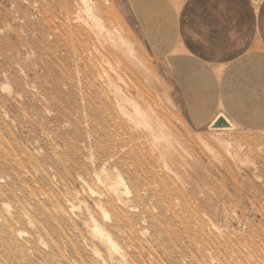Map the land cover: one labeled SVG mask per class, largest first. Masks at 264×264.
Returning <instances> with one entry per match:
<instances>
[{
	"label": "rangeland",
	"instance_id": "rangeland-1",
	"mask_svg": "<svg viewBox=\"0 0 264 264\" xmlns=\"http://www.w3.org/2000/svg\"><path fill=\"white\" fill-rule=\"evenodd\" d=\"M35 1L26 20L30 2L0 0V264H108V251L94 237L88 213L109 224L97 204L100 194H110L120 171L110 158L117 140L108 137L117 129L111 115L102 113V81L88 85L84 75L92 67L53 48L60 31L44 18L52 21L53 9L47 5L48 14L42 15ZM56 1L61 0H51ZM185 1L181 7L173 2L180 10ZM88 2L106 29L124 33L134 44L147 69L131 80L154 93L151 104L165 131L163 146L172 169L165 184H154L142 198L125 196L136 207L130 212L133 225L111 230L130 264H264V250L255 251L249 241L240 249L241 260L231 253L238 239L255 235L256 241L264 240L261 216L254 211L264 204V132L236 127L218 140L209 123L197 127L168 59L146 41L128 0ZM256 7L253 0H191L183 27L205 51L204 58L225 63L264 45L257 43ZM113 53L107 44L94 63L111 77L112 84L105 85L111 102L115 88L124 89L119 75L129 76L118 67L124 57Z\"/></svg>",
	"mask_w": 264,
	"mask_h": 264
},
{
	"label": "bare ground",
	"instance_id": "bare-ground-1",
	"mask_svg": "<svg viewBox=\"0 0 264 264\" xmlns=\"http://www.w3.org/2000/svg\"><path fill=\"white\" fill-rule=\"evenodd\" d=\"M24 1L26 3L30 2L29 4H27L28 6H26L24 9V18L26 20H29L32 16L31 0ZM88 1L90 0H61L52 3L51 0H36V4H34L37 5V7L39 8V12L42 15L48 14L47 5H49L53 9L51 13L52 21H49L46 17H44L49 24H51L52 26H56L60 31V36L55 35L57 43L53 48L60 49L62 52L65 53H70L75 61L81 62L82 65H90V67H92V69L90 71L87 70V73H85L84 75V79L87 81L88 85H92V83L100 84V82L102 81V113L106 111L108 115H111V119L112 121H114L115 128L117 129L115 135L110 134V132L108 133L109 138H116L117 140V151L110 155V158L116 163L120 171L116 176V182H111L113 183V185H109L110 194L108 196H102V194H100V202L97 204V209L102 213V216L109 224L105 226L99 224L94 219V216L90 217L89 214L91 213H88V216L89 218H91L90 227L92 228L94 237L97 238L108 251V264H114L115 260L119 261L120 264H130L127 254L120 248L112 232L113 229H119L120 227L133 225V220L130 216V212L134 211L136 207L131 205L130 202L125 199V196H133L136 199L142 198L143 192L150 191L154 184H165V177L167 176V172H171L172 169H170L166 160V155L168 151L166 150V147L163 146V138L165 131L163 125H161L158 120L159 113L152 107L151 104V101L154 97V93L151 90L150 86L144 85L141 81L136 83L135 81L131 80L132 77H136L138 80L137 75H141V73L147 72V69L142 67L143 62L137 55L134 44L123 35L124 33L121 34L120 32H117V30L111 31L109 29H106V26H104V23H102L100 15L97 14V8V13L96 11L95 13H93L95 8L90 6V3ZM173 1L177 6H180L181 3L185 0ZM57 9L61 10V14L57 12ZM85 14H88L90 17H86ZM98 27L100 29H98ZM96 28L98 30H101V28L102 30L105 29V32H97ZM107 44L114 50L113 54L115 55V57L117 55L124 57L122 61H119L118 67L122 66L125 69V74L129 75L128 79L125 80L122 78V76L119 75V79L123 81L124 89L115 88V93L117 94L115 97L116 100L112 102L110 98V91L105 88V85L110 86L109 82L111 81V77L106 70L103 72L99 67L94 66V63H96V61L100 57H102V47H106ZM110 83L112 84V82ZM86 100L87 102H90V99L88 97L86 98ZM220 119H223L227 125L224 127H215V123ZM239 125L240 124H236L234 120L232 121L223 112L222 114H220V116L216 117V119L213 120L210 126L212 129H214V131L218 132L217 134H215V137L218 140H221V138L224 137L225 134H231L236 127L240 128L241 126ZM263 132L264 131L262 130V133ZM127 138L129 139V142L127 141ZM262 140L264 141V138H262ZM104 150L108 152L109 148H105ZM259 151L261 153V150ZM252 154L253 152L250 155ZM160 162L162 165L158 164ZM104 174L107 175L106 172H104ZM106 178L108 177L106 176ZM111 179L112 177L110 178V180ZM106 181L108 180L106 179ZM85 183L86 182H84V184ZM220 186H222V184ZM88 189L90 190L91 188ZM253 191H256V189H253ZM90 193H94L93 189H91ZM245 194L246 193H244V195ZM258 194H260V192ZM262 198H260L262 200L260 201L264 203V192ZM4 207L6 208L9 214V205L4 204ZM70 207L74 208V205H71ZM254 211L255 213L261 216V224L264 227V204H262L260 208L254 206ZM66 216L69 217V215ZM242 217L243 216L241 215V218ZM26 218H28V216ZM244 219L248 218L244 216ZM223 222H225V220H223ZM86 226H88V224ZM20 234L22 235V233H19V236H21ZM249 237H244L238 240L236 239L237 241L234 242L233 245L231 243V253L236 260H241L243 253L240 249L242 246L246 247L248 245V241L251 242L255 251L264 250V240L256 241L255 235H250ZM210 243L211 242L209 241L208 244ZM74 249L75 251H78L77 246H74ZM92 252L94 253V251ZM96 253L98 255L96 257H99L102 261V255L98 251H96ZM104 262L107 261L104 260Z\"/></svg>",
	"mask_w": 264,
	"mask_h": 264
},
{
	"label": "crops",
	"instance_id": "crops-1",
	"mask_svg": "<svg viewBox=\"0 0 264 264\" xmlns=\"http://www.w3.org/2000/svg\"><path fill=\"white\" fill-rule=\"evenodd\" d=\"M190 1L180 10L173 0L128 3L146 41L159 57L168 59L181 100L197 127L211 125L224 112L242 128L264 130V45L225 63L204 58L205 51L196 47L183 27ZM253 1L259 4L257 43L264 44V0Z\"/></svg>",
	"mask_w": 264,
	"mask_h": 264
},
{
	"label": "water",
	"instance_id": "water-1",
	"mask_svg": "<svg viewBox=\"0 0 264 264\" xmlns=\"http://www.w3.org/2000/svg\"><path fill=\"white\" fill-rule=\"evenodd\" d=\"M227 124H226V122L223 120V119H220V120H218L216 123H215V127H224V126H226Z\"/></svg>",
	"mask_w": 264,
	"mask_h": 264
}]
</instances>
